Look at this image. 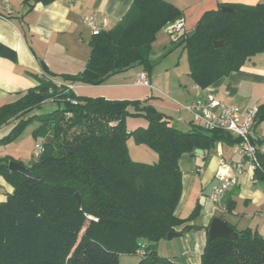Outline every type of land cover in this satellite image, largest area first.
Returning a JSON list of instances; mask_svg holds the SVG:
<instances>
[{
  "label": "trees",
  "instance_id": "1",
  "mask_svg": "<svg viewBox=\"0 0 264 264\" xmlns=\"http://www.w3.org/2000/svg\"><path fill=\"white\" fill-rule=\"evenodd\" d=\"M224 5L236 12L223 11ZM180 18L164 0H134L113 28L93 34L85 70L59 80L100 85L138 65L150 75L158 32ZM196 26L192 37L184 30L173 44L185 38L190 75L201 88L264 53V3L223 4L205 12ZM220 40L225 44L215 47ZM53 79L47 72L17 101L0 107V129L14 123L0 142L37 122L33 135L43 146L27 166L38 179L11 171L10 159L0 160V175L13 187L0 201V264H119L121 254L140 251L138 264H181L158 252L160 240L182 225V231L192 229L188 223L201 211L197 204L185 218L175 213L182 195L180 159L197 155L196 149L209 152L217 142L240 140L195 122L180 129L148 100L80 96ZM47 101L55 103L54 110L34 113ZM128 117H144L148 125L129 131ZM263 120L261 104L255 121ZM133 135L157 153L156 162L132 159L127 140ZM257 172L264 176V165ZM207 230L209 235V225ZM238 232V238L208 237L200 264H264V237L251 229Z\"/></svg>",
  "mask_w": 264,
  "mask_h": 264
},
{
  "label": "crops",
  "instance_id": "2",
  "mask_svg": "<svg viewBox=\"0 0 264 264\" xmlns=\"http://www.w3.org/2000/svg\"><path fill=\"white\" fill-rule=\"evenodd\" d=\"M133 1L54 0L43 3L34 0H0V45L5 51L0 54V107L17 101L36 86L38 78L47 72L57 80L62 75L82 73L91 55L89 41L94 34L85 18L92 17L98 30L111 29L123 19ZM164 1L182 13L187 32L196 27L205 12L218 9L223 4L264 3V0ZM141 74L147 75L149 84L138 82ZM179 79L182 87L173 93L181 100L178 104L162 97L163 92L158 88L156 79L153 80L152 74L148 75L140 65L115 73L100 85L72 84L73 90L80 96L148 100L160 113L171 118L176 127L188 130L192 126V116L182 110L181 105L199 96L205 100L208 94H213L224 103L237 104L243 113L264 104V57L249 59L240 70L231 72L206 88L199 89L189 73ZM46 104L49 112L55 109L54 102L47 101L43 105ZM147 125L148 122L139 120L127 122L129 131ZM254 134L258 151L264 157V120L255 121ZM217 144L209 152L204 150L202 154H185L180 159L183 191L175 210L176 215L185 218L189 205L194 208L199 204L204 214L200 221L202 228L207 227L212 218L217 216L238 231L251 229L264 237V176L257 171L246 165L245 170L237 176V184L226 192L220 203H215L211 195H205L204 191L212 180L223 173H232L233 164L242 157L239 144L226 141ZM12 191L13 187L0 175V201H5ZM193 193L195 198L192 197ZM229 206L231 209H227ZM188 224L198 223L191 221ZM183 227H177L176 231L181 232ZM192 240L195 243L191 249L187 245ZM199 240L198 243L197 238L191 236L185 240L182 255L169 258L181 264H200L206 243L202 238ZM140 259L138 253L121 254L119 264H138Z\"/></svg>",
  "mask_w": 264,
  "mask_h": 264
},
{
  "label": "rangeland",
  "instance_id": "3",
  "mask_svg": "<svg viewBox=\"0 0 264 264\" xmlns=\"http://www.w3.org/2000/svg\"><path fill=\"white\" fill-rule=\"evenodd\" d=\"M173 37L165 31V28H162L156 37L155 42L153 43L152 47V64L150 67V72L152 74L153 80L156 79L155 82L159 85V89L163 92L162 97L166 100H172L174 103L178 104L181 102L178 96H175L173 93H176V89H180L179 78L186 77L189 73L190 75V64L188 58V50L185 43L181 44L180 46H175L173 44ZM264 57V53H259L254 56V60H259L260 58ZM185 87V86H184ZM49 112L48 105H42L40 108L34 110L36 114H44ZM145 121L148 122L147 119L144 117H128V121ZM39 125V123L35 122L30 125L20 136L16 139L0 142V160L1 159H10V161H15L21 163L25 166H30L33 161L36 160L37 155L35 150L40 143L38 140L35 139L33 135L34 129ZM180 125V124H179ZM14 123H9L4 125L0 129V138L5 137L8 135ZM139 127V126H137ZM136 127V128H137ZM180 127H185L184 124H181ZM135 128V129H136ZM187 129L188 128H182ZM134 130V129H133ZM131 139V140H130ZM128 149L130 150V155L132 159L136 161L146 162V163H154L158 160V155L152 149L147 147L144 144L137 143L135 136H130L127 140ZM182 191H183V182H182ZM196 193V192H195ZM191 197V196H190ZM192 197L195 198L194 193ZM191 200V198H190ZM193 200V199H192ZM196 206L191 207L189 205V211L187 212L186 217L189 216L195 209ZM202 209L200 213L194 218L193 221H197L198 224L194 226H200V221L202 220ZM177 230V228H176ZM84 231V230H83ZM83 231L81 232L80 236L82 235ZM188 234H185L180 237H175L172 240L168 238H164L159 241L158 243V252L165 256H181L184 252V244L185 240L189 239L191 236H195L199 243V238L204 239L205 243L208 240V230L207 227H203L202 229H195L193 227L189 230ZM195 241H191L187 247L193 248ZM201 263V262H200Z\"/></svg>",
  "mask_w": 264,
  "mask_h": 264
},
{
  "label": "built area",
  "instance_id": "4",
  "mask_svg": "<svg viewBox=\"0 0 264 264\" xmlns=\"http://www.w3.org/2000/svg\"><path fill=\"white\" fill-rule=\"evenodd\" d=\"M85 21L93 28L94 33L99 31L92 17H86ZM165 28L173 38H178L185 30L184 19L180 18L175 22L168 23ZM53 81L58 86L66 85L73 90L72 83H63L57 79H53ZM138 82L149 84L147 75L141 74ZM197 87L201 88L198 85ZM181 109L190 113L192 121L201 125L204 129L223 130L240 140L237 144L241 146V160L233 164L232 173H223L219 176V182L211 193L212 200L215 203H220L226 192L237 184V176L245 170L246 165L255 171L262 169V164L258 159V147L254 143V124L258 106L243 113L237 104L224 103L213 94H208L205 100L199 96L192 102L182 104ZM262 141L264 142V139ZM42 150L43 146L39 143L35 150L36 155L38 156ZM139 253L144 254L143 251Z\"/></svg>",
  "mask_w": 264,
  "mask_h": 264
},
{
  "label": "water",
  "instance_id": "5",
  "mask_svg": "<svg viewBox=\"0 0 264 264\" xmlns=\"http://www.w3.org/2000/svg\"><path fill=\"white\" fill-rule=\"evenodd\" d=\"M221 9L225 12H230V13L236 12L235 9H233L231 6H227V5L222 6ZM197 30H198V26H196L193 30L188 32V37H192L197 32ZM184 41H185V38H182L181 40H179L175 44V46L176 47L180 46ZM214 44H215V47H220V46H223L225 44V41L224 40L215 41ZM153 117L156 118L157 116L154 115ZM216 145H218V144L216 143ZM203 151H204L203 149H196V153L202 154ZM258 159H259L260 163L262 165H264V157L262 156L261 153H258ZM8 167L11 171H17V172H20L26 176L34 177L36 179L39 178L38 174L34 173L31 169H29L27 166H25L21 163H18L15 161H10ZM219 176L214 178L212 180V182L207 186V188L204 191L205 195H207V196L211 195L214 187L219 182ZM45 186L51 187L48 184H45ZM76 197H77L78 201L81 202V197H80L79 193H76ZM201 228H202L201 226H195V229H201ZM185 232H187V231H181V232L176 231V230L171 231V232H169L167 238L171 240L175 237L183 236ZM208 236H209V239H214L217 237L238 238L239 232H238V230L233 228L226 220H224L223 218L215 216L212 218V220L209 224V235Z\"/></svg>",
  "mask_w": 264,
  "mask_h": 264
}]
</instances>
